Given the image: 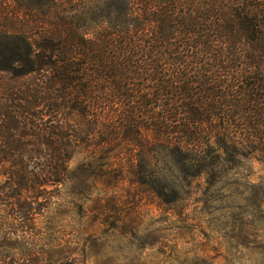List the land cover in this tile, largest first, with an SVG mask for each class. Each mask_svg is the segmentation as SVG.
Instances as JSON below:
<instances>
[{"label":"trees","instance_id":"obj_1","mask_svg":"<svg viewBox=\"0 0 264 264\" xmlns=\"http://www.w3.org/2000/svg\"><path fill=\"white\" fill-rule=\"evenodd\" d=\"M263 61L264 0H0V209L76 153L137 182L146 150L264 151Z\"/></svg>","mask_w":264,"mask_h":264},{"label":"rangeland","instance_id":"obj_2","mask_svg":"<svg viewBox=\"0 0 264 264\" xmlns=\"http://www.w3.org/2000/svg\"><path fill=\"white\" fill-rule=\"evenodd\" d=\"M215 147L146 150L137 182L76 153L36 209H0V264H264V151Z\"/></svg>","mask_w":264,"mask_h":264}]
</instances>
